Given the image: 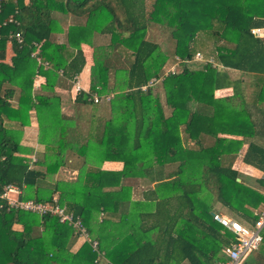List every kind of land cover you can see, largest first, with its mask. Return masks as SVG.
<instances>
[{
  "label": "trees",
  "instance_id": "16d2710c",
  "mask_svg": "<svg viewBox=\"0 0 264 264\" xmlns=\"http://www.w3.org/2000/svg\"><path fill=\"white\" fill-rule=\"evenodd\" d=\"M8 16L18 24H2ZM61 16L75 21L63 27ZM151 25L165 28L169 39L148 38ZM260 26L264 0L1 1L0 186L16 184L22 200L56 198L97 244L55 215L2 209L0 264H215L216 251L235 241L212 219L215 207L247 227L264 212L254 210L264 205V177L249 185L229 163L247 143L242 161L264 174V146L252 139L264 125V116L257 123L252 112L258 103L264 109V40L252 32ZM17 30L22 42H9ZM197 52L202 60L195 59ZM86 63L88 88L74 98L83 128L81 115L62 113L61 95ZM228 69L253 75L252 104L234 103L244 90ZM39 74L45 79L34 87ZM223 88L231 96L215 97ZM31 113L40 151L22 141ZM5 120L19 128L6 127ZM60 148L65 163L78 162L74 180L54 178ZM168 154L178 160L161 176ZM106 160L121 161V169H102ZM153 167L156 193L132 199L123 179ZM162 213L179 219L163 233ZM247 264H264V225Z\"/></svg>",
  "mask_w": 264,
  "mask_h": 264
},
{
  "label": "crops",
  "instance_id": "0c3cea01",
  "mask_svg": "<svg viewBox=\"0 0 264 264\" xmlns=\"http://www.w3.org/2000/svg\"><path fill=\"white\" fill-rule=\"evenodd\" d=\"M12 54H13V52H12L9 44H7V46H6V57H5L6 62H9ZM89 65H90L89 63H86V65L83 67V70L78 75L76 81L72 83V86H71L69 92L65 91L61 95V110H62V113L67 115V116L76 115L77 113L79 115H81V116H79V119L83 116L81 110L78 109L79 107H77L74 104V98H75L76 92L78 90H80V89L86 90L88 88V85H89ZM228 70H229V76L231 79H236V78L240 77V79L242 81L243 90H244L243 95L241 97H237L234 99V103L243 102V101H245V99L248 100L249 103H251L250 100L253 96V89H252L253 78L251 76H253V75H249V74H242L241 75V73L235 69H228ZM44 79L45 78L43 77V75H40V74L37 75L34 78V87H36ZM158 89L160 91V88H158ZM160 93H161V96H163V92H160ZM231 94H232V92H231L230 88H223V89L217 90L215 92V97H218V98L223 97L224 98L225 96H227V97L231 96ZM161 100L163 101L162 97H161ZM11 103H13L15 106L16 102L14 99H12ZM252 108H254V107H252ZM255 109L256 110H254L252 112L257 113L256 121L258 123L262 119V116H264V109H263V113H262V109H261L259 103L256 105ZM170 111L171 110L167 106L164 105L165 115H169ZM30 121H31L30 124L28 126L24 127V136H23L22 141L24 144L32 145L33 147H35V149H38L40 151L43 149V146H42V144L37 143V122H36V119H35L33 113H31ZM83 121H84V119L82 120V123H81L82 127L85 125ZM18 124H19L18 122H12V121H8V120L4 121V125L6 127H9V128L10 127L11 128H19ZM255 130H257L256 131L257 135L252 139H254L259 144L264 146V125H261V123H259L258 129L255 128ZM225 136L236 138V139L242 138L241 136H234V135H225ZM246 147H247V143H243L241 145L240 150L237 153V155H232L230 157L229 163L234 168L238 169V171L242 174L241 178L245 179L246 183H248L249 185L250 184L252 185V184H255L254 182H252L253 176L257 177V178L262 177V172L242 161V155L245 152ZM58 154L62 157L61 160L58 159L59 162L61 163V165L59 166L56 174L54 175V178L55 179H61V180H69V181L74 180L76 178L77 173H78V167H79L78 162L75 163V161L72 160L69 163H65V152H64V149H62V148L59 149ZM176 154H178V153H176ZM178 156L179 155L174 157V155H170V154H168L166 156L165 161H166V163H168V165L165 166L164 172L161 171V173H160L161 176H163L165 173L169 172L170 170H174V168L170 167L169 164L170 163L174 164V162H177L178 159H176V157L178 158ZM32 161L35 162V164H37V166L40 165V161H38L35 156L32 157ZM121 167H122V162L118 161V160H106V161H103L101 163L102 169L118 170V169H121ZM156 176H157V168L153 167L151 170L146 171L145 174L125 177L123 179V183L127 184L131 187V192H130L131 198L134 200H139V199L144 198L146 195H149L150 191L152 193H156V192H153V190H156L155 185H154L155 184L154 179H156ZM179 176H180V178L183 177L184 171L181 172L179 174ZM174 209L175 208L173 206L169 208L170 211H173ZM176 209H178V208H176ZM215 210L219 211L220 209L215 207ZM254 210H256V211L257 210H264V205L260 204ZM218 211H215V212H218ZM175 217L177 218L176 223H178L179 222L178 216H174L173 213H162L159 216L160 230L162 231V229L168 225L169 226L173 225L174 221H175ZM172 231L174 233L173 229H172ZM162 233H163V231H162ZM152 234L155 236L156 232L152 233ZM165 237L166 236L164 234V238ZM80 244H81V241L77 240L74 243L72 249L76 250ZM221 247L219 248V250L216 251L215 257L217 258V261L215 262V264H217V262L222 258ZM181 264H189V262L185 260Z\"/></svg>",
  "mask_w": 264,
  "mask_h": 264
},
{
  "label": "built area",
  "instance_id": "2783aa9c",
  "mask_svg": "<svg viewBox=\"0 0 264 264\" xmlns=\"http://www.w3.org/2000/svg\"><path fill=\"white\" fill-rule=\"evenodd\" d=\"M0 0V6H1ZM13 23L18 24L17 20L13 16H8L2 24ZM254 35L258 38L264 40V26L256 27L252 29ZM8 40L15 41L17 44L22 42V35L19 30L10 32L8 34ZM32 55L36 56L38 63L46 66V63L42 62L35 52ZM196 60H202V55L200 53L195 54ZM170 71H175L174 66H171ZM155 80V79H153ZM99 96L93 95V102H98ZM264 177V174H262ZM20 195V188L13 183L4 184L0 186V210H26L43 214H51L58 217L61 222H65L71 225L80 236L90 241L88 238L85 227L79 217H74L72 213L67 212L64 206H60L56 198L51 202L43 203L37 202L32 199L22 200L18 198ZM212 219L222 226L226 227L235 235V241L230 245H224L221 247L222 258L217 262V264H247V260L252 252L257 250L262 242V228L264 225V212L258 215L257 220L254 222L252 227H247L240 223L239 221L224 215L220 212H212ZM96 241L91 240V245L95 248Z\"/></svg>",
  "mask_w": 264,
  "mask_h": 264
},
{
  "label": "rangeland",
  "instance_id": "374dc122",
  "mask_svg": "<svg viewBox=\"0 0 264 264\" xmlns=\"http://www.w3.org/2000/svg\"><path fill=\"white\" fill-rule=\"evenodd\" d=\"M152 0H146V2H147V4H149L150 2H151ZM61 21H62V23H63V27H65L66 26V24L67 23H69V22H73V21H75V19L74 18H67V17H64V16H61ZM146 36L148 37V38H150V39H152V40H155V41H157V42H166L165 40H168L169 39V37L167 38V36H168V33H167V31H166V29L165 28H163V27H160V26H153V25H151V26H148V29H147V34H146ZM56 38H60V39H62V35H60L59 37H56ZM170 47V45L169 46H167V47H165V49H168ZM212 47V44H210V48ZM194 49H200V47L198 46V45H195L194 46ZM208 49H209V47H208ZM207 49V50H208ZM209 51V50H208ZM202 53H203V50L201 51ZM44 77V76H43ZM160 92H162V91H160ZM81 121H80V123H82V119H80ZM84 121H85V118H84ZM83 121V122H84ZM61 156L59 155V160H61ZM253 178H257V177H254L253 176ZM252 182H254V179H253V181ZM223 210V209H222ZM223 212H225V211H223ZM227 214V213H226ZM229 216H231L230 214H228ZM80 241H82L81 239H80Z\"/></svg>",
  "mask_w": 264,
  "mask_h": 264
},
{
  "label": "water",
  "instance_id": "95a60500",
  "mask_svg": "<svg viewBox=\"0 0 264 264\" xmlns=\"http://www.w3.org/2000/svg\"><path fill=\"white\" fill-rule=\"evenodd\" d=\"M237 180H239V179L237 178Z\"/></svg>",
  "mask_w": 264,
  "mask_h": 264
}]
</instances>
